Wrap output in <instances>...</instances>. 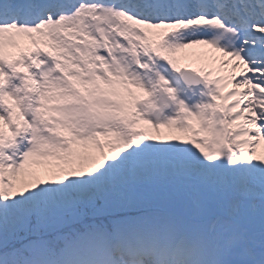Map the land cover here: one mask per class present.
<instances>
[{
  "label": "snow or ice",
  "instance_id": "1",
  "mask_svg": "<svg viewBox=\"0 0 264 264\" xmlns=\"http://www.w3.org/2000/svg\"><path fill=\"white\" fill-rule=\"evenodd\" d=\"M0 264H264V0H0Z\"/></svg>",
  "mask_w": 264,
  "mask_h": 264
}]
</instances>
